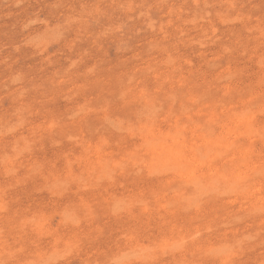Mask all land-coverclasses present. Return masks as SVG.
I'll return each mask as SVG.
<instances>
[{
  "label": "rangeland",
  "instance_id": "obj_1",
  "mask_svg": "<svg viewBox=\"0 0 264 264\" xmlns=\"http://www.w3.org/2000/svg\"><path fill=\"white\" fill-rule=\"evenodd\" d=\"M0 264H264V0H0Z\"/></svg>",
  "mask_w": 264,
  "mask_h": 264
},
{
  "label": "bare ground",
  "instance_id": "obj_2",
  "mask_svg": "<svg viewBox=\"0 0 264 264\" xmlns=\"http://www.w3.org/2000/svg\"><path fill=\"white\" fill-rule=\"evenodd\" d=\"M179 83V82H178ZM228 85V84H227ZM225 88V87H224ZM136 94V93H135ZM137 98V97H136ZM196 99V98H195ZM146 100V99H145ZM144 100V101H145ZM197 106V105H196ZM200 106V105H199ZM211 107V106H210ZM188 109V108H187ZM215 109V108H214ZM224 110V109H223ZM225 111V110H224ZM58 113V112H57ZM203 113V112H202ZM227 115H228V113H227ZM177 117H179V116H177ZM197 118H199V117H197ZM175 119V118H174ZM173 119V120H174ZM192 119V118H191ZM211 119H213V118H211ZM236 120H238V118L236 119ZM139 122V121H138ZM244 122V121H243ZM214 123V122H213ZM239 123V122H238ZM234 124H235V122H234ZM246 125H248V124H246ZM223 126V125H222ZM225 126V125H224ZM139 127V126H138ZM215 127V126H214ZM181 129H183V127L181 128ZM221 129V128H220ZM141 130V129H140ZM159 130V129H158ZM212 130V129H211ZM224 130V129H223ZM156 131H157V128H156ZM160 131V130H159ZM140 132V131H139ZM158 132V131H157ZM219 132V131H218ZM210 135H212L211 133H210ZM220 135V134H219ZM234 135V134H233ZM146 136V135H145ZM147 137V136H146ZM162 137H164V136H162ZM176 137H177V135H176ZM160 138H161V136H160ZM144 139V138H143ZM153 139V138H152ZM181 138H179V140H180ZM232 139V138H231ZM176 140H178V139H176ZM203 140V139H202ZM144 141V140H143ZM147 141V140H146ZM145 141V142H146ZM168 141H170L171 142V140H170V138H169V140ZM227 141H230V140H227ZM148 142V141H147ZM150 142V141H149ZM148 142V143H149ZM154 142V141H153ZM150 143V144H152L151 146H152V149H153V151L154 150H156V148H158V150H160V152L163 154V157H159L161 160H162V162H163V164L165 165V163H169L170 162V160H173V161H176L177 159H179L178 157L179 156H181V158H183L184 160L183 161H187L186 160V158L183 156V153H182V151H181V149L179 150V149H177V148H174L173 146H170V145H165V146H162V145H159V147H156L155 145H153V144H155V143ZM200 142V141H199ZM231 142V141H230ZM147 143V144H148ZM192 143V142H191ZM136 144V143H135ZM144 144H146V143H144ZM164 144H165V142H164ZM170 144V143H169ZM200 144V143H199ZM158 145V144H157ZM197 146H199V145H197ZM139 147V146H138ZM148 147H149V145H148ZM131 148H133V146L131 147ZM93 149V148H92ZM95 149V148H94ZM98 149V148H97ZM137 149V148H136ZM201 149V148H200ZM157 151V150H156ZM155 151V152H156ZM212 151V150H211ZM125 152V151H124ZM131 152V151H130ZM132 153V152H131ZM130 153V154H131ZM140 153V152H139ZM150 154V153H149ZM156 154H158V153H156ZM200 155V154H199ZM234 155V154H233ZM130 156H132V154L130 155ZM121 157V156H120ZM127 157V156H126ZM129 158V157H128ZM141 158V157H140ZM153 158H154V156H153ZM180 158V159H181ZM234 158V157H233ZM127 159V158H126ZM143 159V158H142ZM151 159V158H150ZM155 159H156V161L158 160V158H157V156H155ZM130 160H131V158H130ZM7 161H10V160H7ZM128 161H129V159H128ZM140 161V160H139ZM148 161V160H147ZM155 161V160H154ZM141 162V161H140ZM182 162V161H181ZM139 163V162H138ZM114 164H115V162H114ZM148 164V163H147ZM150 164V163H149ZM160 164V163H159ZM82 165V164H81ZM116 166V165H115ZM143 166V165H142ZM145 166V165H144ZM152 166V165H151ZM106 167V166H105ZM206 167V166H205ZM81 168V167H80ZM159 168V167H158ZM165 168V167H164ZM212 168V167H211ZM154 169H155V167H154ZM246 171V170H245ZM82 173V172H81ZM102 173V172H101ZM188 173H192L191 171L190 172H188ZM95 175V174H94ZM189 175H192V174H189ZM92 176V175H91ZM97 176V175H96ZM93 177V176H92ZM99 177V176H98ZM140 178V177H139ZM98 179V178H97ZM175 179V178H174ZM76 180H77V178H76ZM79 180V179H78ZM92 180H93V178H92ZM161 182V181H160ZM164 182V180H162V183ZM160 186V185H159ZM207 186V185H206ZM197 187H199V186H197ZM192 189V188H191ZM187 190V189H186ZM194 192V191H193ZM200 192V191H199ZM249 193H251V192H249ZM254 193V192H253ZM174 194V193H173ZM177 196V195H176ZM253 196H255V195H253ZM175 198V197H174ZM171 200V199H170ZM169 200V201H170ZM258 200V199H257ZM168 201V202H169ZM180 201H181V199H180ZM167 202V203H168ZM255 203V202H254ZM169 205H171V204H169ZM255 205V204H254ZM162 207V206H161ZM165 207V206H164ZM197 207H199V206H197ZM144 209V208H143ZM161 209V208H160ZM169 210V209H168ZM157 211V210H156ZM179 211V210H178ZM148 212V211H147ZM159 212V211H158ZM172 213V212H171ZM166 214V213H165ZM67 215V214H66ZM48 216V215H47ZM160 216V215H159ZM67 217H69V216H67ZM46 218V217H45ZM65 218H66V216H65ZM65 218H64V220H65ZM70 218V220H71V217H69ZM47 219V218H46ZM169 219V218H168ZM167 219V220H168ZM179 220V219H178ZM72 221H74L73 219H72ZM76 221V220H75ZM45 222V221H44ZM43 224V223H42ZM41 224V225H42ZM171 225H173V223L171 224ZM170 227V226H169ZM172 228H173V226H171ZM170 227V228H171ZM195 227V226H194ZM202 229V228H201ZM193 230H195V228L193 229ZM184 231V230H183ZM170 233H171V229H170ZM178 238V237H177ZM169 240V239H168ZM180 240V239H179ZM14 242V241H13ZM171 245H172V243H171ZM180 245V244H179ZM196 246V245H195ZM170 247V246H169ZM180 247V246H179ZM138 248V247H137ZM177 248V247H176ZM149 249V248H148ZM173 249V248H172ZM140 250H142V249H140ZM139 250V251H140ZM136 252V251H135ZM118 253V252H117ZM137 253V252H136ZM183 253V252H182ZM182 253H181V255H182ZM131 254H133V253H131ZM130 254V255H131ZM135 254V253H134ZM133 254V255H134ZM139 254V253H138ZM228 254V253H227ZM89 255V254H88ZM118 255V254H117ZM128 256V255H127ZM117 258V257H116ZM119 259H120V257H119ZM184 259V258H183ZM186 259V258H185ZM136 260V259H135ZM172 260H174V259H172ZM119 261V260H118ZM171 261V260H170ZM222 261V260H221ZM174 262H175V260H174Z\"/></svg>",
  "mask_w": 264,
  "mask_h": 264
}]
</instances>
